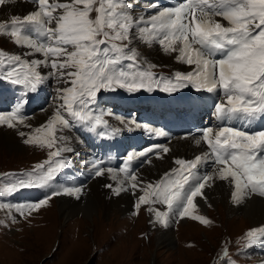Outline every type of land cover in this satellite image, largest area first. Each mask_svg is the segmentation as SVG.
Returning <instances> with one entry per match:
<instances>
[{
  "label": "snow or ice",
  "instance_id": "snow-or-ice-1",
  "mask_svg": "<svg viewBox=\"0 0 264 264\" xmlns=\"http://www.w3.org/2000/svg\"><path fill=\"white\" fill-rule=\"evenodd\" d=\"M16 2L0 0V6ZM28 2L34 4V10L0 22V35L28 49L23 56L0 51V81L23 89L10 111H0V126L16 129L26 145L47 148L48 159L20 174L23 178L17 182L0 187V192L15 194L50 186L68 166L64 154L73 151L63 134L66 130L79 125L100 137L119 134L122 129L106 119L112 113L95 107L102 91L159 89L172 93L191 87L218 94L214 105L217 125L200 129L199 136L193 137L197 146H206L200 155L176 158V167L170 172L156 182H145L132 165L141 158L151 163L150 154L163 158L170 151L166 145L155 144L127 153L118 168L108 166L104 159H91L87 161L89 176H106L115 182L104 185L115 196L140 193L133 214L147 206L154 214L153 222L165 228L174 215L211 223L198 214L196 198L204 197L206 187L217 181L233 189V203H242L253 194L264 197V130L249 132L232 126L234 121L251 125L264 119V0H180L163 7L158 0H151L147 9H142L143 15L134 14L137 0ZM137 42L175 54L177 62L192 70L177 71L172 77L158 76L153 71L158 66L144 60L133 47ZM37 54L42 58H26ZM42 68L49 70L47 74ZM49 78L66 86L56 89L54 109L45 123L25 132L22 128H32L24 115L26 97ZM115 118L129 131L134 126L158 137L168 136L162 128ZM207 163L211 171L200 175L198 167ZM83 192V186H65L44 199L16 206L15 211L28 218L48 205L52 197L79 200ZM155 205L164 206V210ZM241 240L244 248L264 243V226L248 230ZM222 257H229L227 247Z\"/></svg>",
  "mask_w": 264,
  "mask_h": 264
},
{
  "label": "rangeland",
  "instance_id": "rangeland-1",
  "mask_svg": "<svg viewBox=\"0 0 264 264\" xmlns=\"http://www.w3.org/2000/svg\"><path fill=\"white\" fill-rule=\"evenodd\" d=\"M137 1L139 4L134 10L139 14H135L143 15L142 9L146 8L140 5L144 3ZM19 2L32 5L22 0L17 1ZM8 11L24 13L15 7ZM13 13L7 16L8 18L0 16V22L9 19ZM13 42L8 36L0 35L1 45H12L13 50L19 52V46ZM133 46L138 49L144 60L158 66L155 69L176 73L181 70L179 67H185L184 64H176L172 60L175 54H165L161 48L152 50L138 42ZM158 55H169L170 60L160 61ZM62 86L66 85L60 84L58 87ZM42 112H47L50 117L52 111L46 108L32 116ZM8 131L0 129L2 176L22 170L26 165L48 154L47 148L23 143L24 138L20 137L15 129L11 130L13 136ZM161 159L158 158L159 161ZM145 172L146 170H141L138 173L141 179L145 178ZM54 182L57 180L53 181L52 185ZM9 183L15 182L3 179L0 181V187ZM56 189H59V186L54 185L51 188L52 191ZM59 198L60 196L52 197L48 205L38 212H33L28 218L21 217L15 211L16 205H9L0 200V264H217L212 261L222 254L225 247L229 253H232L231 249L234 248L235 254L232 258L236 257L240 262L248 263L251 261L250 257H253V260L264 258V246L260 244L252 248L251 256L239 257L243 255L244 242L241 238L245 236L247 229L264 224V220L259 223H254L253 220L250 222L248 213L238 210V205L233 208L230 201L212 202L205 190V200H196L198 214L205 216L211 223L202 224L191 218H180L178 224L170 228L173 233L172 243L163 238L164 244L161 245L157 243L158 235L162 229L167 228L153 222L154 214L146 212V206L141 207L138 215L133 214L135 202L127 212L114 207L102 209V206H98L92 217H88L85 209L78 206L86 199L85 195L79 200L67 196V205L75 209L66 218L60 212ZM7 206H13L15 209L6 208ZM159 208L164 210V206L160 205ZM221 264L227 262L223 261ZM232 264H236V261Z\"/></svg>",
  "mask_w": 264,
  "mask_h": 264
},
{
  "label": "bare ground",
  "instance_id": "bare-ground-1",
  "mask_svg": "<svg viewBox=\"0 0 264 264\" xmlns=\"http://www.w3.org/2000/svg\"><path fill=\"white\" fill-rule=\"evenodd\" d=\"M13 7L17 8L18 10H21L22 12H27V11L33 9L32 5L22 4V2H19V3L16 2L15 4L0 6V16L2 18H8L9 15L13 12L19 13V11H13V12L8 11L9 9H11ZM148 48L152 49V50L160 49V47H158V46H153V47H148ZM27 51H28V49L19 47V52L22 55H24ZM145 52H147V51H145ZM168 56L158 55L157 57H159L160 61H162V59L170 60V58H169L170 56L169 57ZM29 58L33 59V58H42V57H40L37 54L36 56L29 57ZM172 60L176 64L179 63L175 60V55L172 57ZM28 118L29 119L26 121V123L31 124L32 128L31 129L22 128V130L25 132H30V131L34 130L36 127H39L42 124H44V122L49 118V114L47 112H42L41 114H39L37 116H30ZM141 124H145V123H141ZM148 125L151 127H154V128H158L157 126H154L152 124H148ZM173 126L180 128L181 124L179 122H177ZM0 129L9 130L8 131L9 134L11 136H13L11 130H14V129H9L6 126H0ZM132 131L135 134H138L139 136H141L142 138H146L145 140H148V142H150L151 146L155 145V144H162V145L169 144L170 151L166 154H163V158L161 159V161H159L160 159L158 160L159 157H154V158H152L151 163H149V164L145 163V165L140 169V171L143 170V172L146 170V172H145L146 176L144 179H142L145 182H154L165 170H167L168 168L173 167V166L176 167V165L174 164V160L176 157L193 156V155L198 154V153L203 151V145L197 146L195 144L193 137H189V136L184 135V134L180 137L177 136L175 138H169V134L166 137H158V136H155L153 134L148 133L147 131H145L143 129H136V128H134V126H133ZM1 132H3V131H1ZM16 132H17V130H16ZM3 135L6 136V134H3ZM185 137H187V138H185ZM192 145H193V147H192ZM124 149H125V147H122L121 151H123ZM129 152H131V151H129ZM169 153H172V154L170 155ZM107 161H108V164L110 165V167H115L116 165L123 162V158L119 157V156H114L111 159H108ZM137 163H139V160H136L133 163L132 167L134 168L137 165ZM140 171H136V172L139 173ZM210 171H211V169H210ZM147 173H150V174H147ZM107 183H115V182L111 181L110 179H108L105 176V177L92 179L88 182V185L83 186L84 192L81 196L85 195L86 199L83 200V203L78 204V206L85 209L86 216L92 217V214L95 212V210H97L98 206H99V208L102 206V209L104 207L106 209L114 207V208L119 209L121 211L124 210L125 212L129 211L130 208H132L133 203L136 201L138 195L137 194L134 195L131 192H124L120 196H115L112 194V192L109 189L104 187V185ZM232 190L233 189L226 182H219V181H217L216 184L213 185L212 187H206V189H205V191L207 193V197H210V200L212 202H216L218 200L219 201L220 200L225 201V202L230 201L231 206L233 205V208H236L235 206L238 205V207H237L238 210H242V211L248 213V216L251 218L250 222L253 220L254 223H259L262 220H264V199H262L263 201L258 200V199H256V197H260V196H256V194H253L250 198L245 199L242 203L236 204V203H233V201L231 199ZM66 198H67V196L61 195L59 198V201H60V212L63 216H66V218H67L69 215H71L72 211L75 208L69 207V205H67V199ZM260 198H262V197H260ZM199 199L205 200L204 197H197L196 198V200H199ZM200 200H199V202H200ZM75 206H77V205L75 204ZM244 215H246V214H244ZM94 220L95 219H93V221ZM166 228L167 229H162L161 233L158 235L157 243H159L160 245L164 244L163 238L166 239L167 241H169V243L172 241L173 233H172V230H170L171 225H168V227H166ZM46 233L49 234L48 232H46Z\"/></svg>",
  "mask_w": 264,
  "mask_h": 264
}]
</instances>
